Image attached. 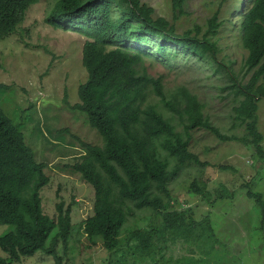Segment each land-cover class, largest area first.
Segmentation results:
<instances>
[{
	"label": "trees",
	"instance_id": "obj_1",
	"mask_svg": "<svg viewBox=\"0 0 264 264\" xmlns=\"http://www.w3.org/2000/svg\"><path fill=\"white\" fill-rule=\"evenodd\" d=\"M38 1L0 0V40L15 33ZM184 2L172 0L174 19L185 13ZM237 5L232 7L240 11L237 22L217 20V11L202 35L197 34L198 26L178 33L174 22L155 16L154 9L140 0H56L44 19L54 28L85 38L81 62L87 76L77 88L78 102L70 107L86 115V123L103 142L96 145L71 134L81 152L70 163L55 167L92 186V212L75 232L78 237L82 230L91 245L100 242L120 257L116 264L147 259L158 264L176 244L185 243L189 251L207 256L219 247L210 212L197 220L190 208L171 204L169 183L189 168L201 171L210 165L190 149L194 130H207L222 142L252 146L254 157L264 161V135L258 125L259 102L264 100V0H240ZM227 25L238 29L237 38L247 50L241 77L228 65L231 60L218 57L222 52L218 35L231 29ZM183 56L202 59L214 73L227 77L223 89L233 95L227 133L204 113L196 94L185 86L168 90L162 76H152L145 66L146 58L168 64ZM9 88L0 82V90ZM63 101L68 104L66 98ZM238 128L243 130L240 136L234 133ZM47 167L36 161L24 132L0 106V225L12 227L0 234V251L5 253L0 264L19 263L36 252L61 264L58 246L67 253L75 226L70 206L57 203L55 218L42 208L40 190L50 181ZM219 168L235 171L228 165ZM248 183L243 185L246 196L260 207L264 230V195L248 188ZM189 189L214 205L201 176L190 182ZM221 191L218 198L226 196ZM129 221L133 225L123 229ZM192 262L188 256L177 263Z\"/></svg>",
	"mask_w": 264,
	"mask_h": 264
},
{
	"label": "rangeland",
	"instance_id": "obj_2",
	"mask_svg": "<svg viewBox=\"0 0 264 264\" xmlns=\"http://www.w3.org/2000/svg\"><path fill=\"white\" fill-rule=\"evenodd\" d=\"M55 1L39 0L26 11L15 33L0 40V82L10 86L8 90H0V106L24 132L25 141L33 149L36 161L47 163L46 171L51 169L49 183L40 190L44 213L55 218L57 203H62L64 208L70 206L74 236L68 241L67 253L62 245L58 246L61 264H116L120 257L110 254L100 242L91 245L82 230L78 237L75 232L92 212V186L79 175L62 172L55 167L56 164L70 163L73 156L81 152L73 145L75 140L71 134L96 145L103 142L99 133L88 121L86 123V115L70 107L78 102L77 88L87 76L81 62L85 38L75 32L54 28L44 21ZM140 1L152 7L155 16L174 22L178 33L198 26L200 31L197 34L202 35L208 28L209 19L217 11V20L229 18L234 22L240 19L238 8L232 9L240 0H185V13L177 19H174L172 0ZM237 33L235 27L221 30L218 44L222 52L218 57L231 60L228 65L241 77L245 71L243 62L247 50L239 42ZM145 66L152 76H162L168 90L185 86L196 94L204 104V113L223 132H228L233 95L223 89L228 83L227 77L214 73L207 62L193 56H183L168 64L146 58ZM259 107L258 125L264 135V100L259 102ZM67 128L69 132L63 131ZM242 132L241 128L234 131L239 136ZM262 144L264 146V141ZM190 149L210 165L201 171L189 168L173 179L169 183L171 204L176 208L180 205L181 208H190L197 220L210 212L220 244L213 256L191 252L185 243L176 244L163 253L164 262L158 264H178L181 258L188 256L193 258L191 264H264L262 212L255 201L246 196L243 187L249 182L248 188L264 195V161L254 157V147L237 141L222 142L203 129L193 131ZM220 165L231 166L235 171L220 169ZM197 175L207 181L211 200L215 199L216 203L212 207L189 189L190 182ZM219 191L226 196L218 198ZM230 195L232 198L227 197ZM133 223L129 221L123 229ZM11 229L10 225H0V234ZM0 255L5 256V253L0 251ZM125 258L129 262L134 260L132 255ZM152 262L147 259L137 264ZM13 264H55V261L51 256L36 252Z\"/></svg>",
	"mask_w": 264,
	"mask_h": 264
}]
</instances>
